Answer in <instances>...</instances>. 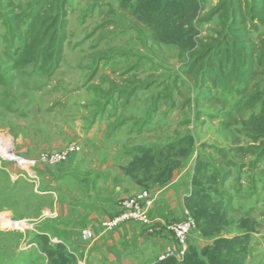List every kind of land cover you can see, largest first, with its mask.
I'll use <instances>...</instances> for the list:
<instances>
[{
	"label": "rangeland",
	"instance_id": "rangeland-1",
	"mask_svg": "<svg viewBox=\"0 0 264 264\" xmlns=\"http://www.w3.org/2000/svg\"><path fill=\"white\" fill-rule=\"evenodd\" d=\"M195 1L196 15L183 29H192L193 45L184 48L178 40L160 43L140 13L122 8L117 0H0V136L15 149L18 142H35L44 133L61 138L58 132L67 124H74L78 135L77 122L71 120L83 121L78 111L87 101L84 89L92 93L91 101L103 97L101 105L113 99L109 107L114 110L133 102L136 90L148 91L146 105L124 106L129 114L119 117L121 125L129 126L123 166L145 153L166 155L170 145L173 153L189 150L186 163L177 158L189 167L186 177H192L197 163V187L225 215L219 234L200 236L199 249L218 250L219 243L226 249L219 254L221 262L264 264V134L253 137L246 126L260 112V102L251 97L264 93V0ZM179 17L181 21L184 15ZM222 40L244 44L245 51L236 48L242 58L226 50L224 59L218 57L220 52L213 51ZM111 42L119 47H110ZM39 45V52L48 46L44 56H38ZM108 68L115 72L104 74ZM65 103L68 109L62 108ZM188 135L192 146L184 142ZM138 171L133 176L143 180L142 188L158 177L145 178L149 174L143 177ZM40 172L18 177V169L0 162V216L24 226L23 231L5 230L8 223L0 218V264H49L34 236L41 225L58 218L36 197L55 199L56 190L48 175L43 187H34V175ZM72 202L73 197H65L67 205ZM40 213L44 220L35 221ZM82 235L87 239L88 231Z\"/></svg>",
	"mask_w": 264,
	"mask_h": 264
},
{
	"label": "crops",
	"instance_id": "crops-1",
	"mask_svg": "<svg viewBox=\"0 0 264 264\" xmlns=\"http://www.w3.org/2000/svg\"><path fill=\"white\" fill-rule=\"evenodd\" d=\"M108 45L113 48L119 47L115 42ZM111 50L103 51L102 55ZM116 58L117 62H122L121 58ZM110 67L112 68V64ZM102 72L103 69L99 68L97 73ZM112 72L115 70L111 71L108 68L104 74ZM142 73L145 72L141 71L138 74ZM139 79L143 82L146 80L137 76V80ZM87 90H83L87 92V101H84L85 105L78 111V115L83 117L81 125L80 120L74 121V118L72 120L69 118V121L77 122L76 129L80 130L78 135L74 132V124H67L65 130L58 132L61 138H55L49 132L42 134L35 142L26 140L16 145L15 150H18L16 152L27 158H36L42 152H57L70 145L77 148L76 153L60 165L40 169L41 181L39 177L34 176L35 188L43 184L45 175L55 180L50 184L56 190L55 199L47 194L36 198L39 204L50 205L49 211L53 210L56 214L54 217L58 218L57 221L41 225L34 238L40 241L41 237L48 234L50 246L57 247V251H54L48 260L49 264H68L67 260H70L71 264H155L159 255L163 254L173 241L172 235L166 230V225L181 219L187 199L184 195L190 196L192 193L194 174L192 177L191 174L186 177V174H189V167L181 164L190 155L180 161L170 179L142 188L140 185L142 183L138 182L134 174L127 172L136 159L133 158L123 166L125 152L129 150L128 146H125L128 143L125 129L129 126L121 125L119 117L122 118L123 113L129 114L123 109L124 106L131 107L135 105L133 103L146 105L149 102L148 91L142 93L136 90L134 94L136 102L133 100L126 103L131 105L122 104L121 109L114 110L109 107L113 99L105 101L103 106L101 103L104 98L98 95L97 100L91 101L92 93ZM137 97H142L141 102L137 101ZM94 102H98L99 106L96 107ZM67 107V103L62 106L64 109H68ZM124 141L125 144L122 145ZM27 142L30 146H26ZM184 162L186 163V160ZM143 190H148L154 198L152 231L141 230L133 223L122 225L114 231L101 227L102 221L110 219L117 213L120 200L133 198ZM65 197H73V202L67 205ZM44 209L46 208L41 210ZM42 215L43 213H40L38 219L34 218L35 221L42 222L44 220ZM5 220H3L5 224L18 223L20 229H16L17 231L24 228L23 221H12L9 218ZM85 230L89 234L87 239L82 235V231ZM198 239L200 233L195 230L190 236L189 245L192 241L194 244L191 245H197L194 247L199 248L202 239Z\"/></svg>",
	"mask_w": 264,
	"mask_h": 264
},
{
	"label": "trees",
	"instance_id": "trees-1",
	"mask_svg": "<svg viewBox=\"0 0 264 264\" xmlns=\"http://www.w3.org/2000/svg\"><path fill=\"white\" fill-rule=\"evenodd\" d=\"M119 6L122 8L131 7L135 14L140 13L141 22L145 23L151 29L153 36L157 38L160 43L170 45L176 44L180 41L181 45L185 48H191L193 45V38L191 34V28L187 29L184 32V26L191 25V21L196 15V10L198 8L197 1L195 0H117ZM234 3V2H233ZM236 11V9H235ZM181 14L184 17H180ZM237 18V17H236ZM239 19H233V22ZM49 25V24H48ZM46 25V26H48ZM238 27L235 26V30ZM240 30V29H239ZM231 36V33L228 34ZM183 37L184 39H180ZM44 39H39L42 42ZM178 40V41H176ZM42 42L40 45H43ZM237 42H230L227 40H222L218 43L219 48H216L213 52H220L218 57L224 59L222 50H226L228 53H234L239 59L241 55H237L236 48L244 49V44L237 47ZM40 45L38 47V56H44V53L48 50V46L44 47L45 51H41ZM228 45V46H227ZM211 49V47H210ZM217 53V52H216ZM231 58V55L226 56ZM241 62H243L241 60ZM253 102H260V112L258 115L252 116L251 119L246 123L247 129L251 132L253 137H261L264 134V93L256 94L251 97ZM189 146L193 145V138L191 135H188L185 139ZM174 145H170L169 151H173ZM180 150V149H179ZM169 151L165 154L160 153L158 157H148L147 154H143L142 157L131 164V168L127 170L129 174H134L136 171L141 170L144 175H148L151 178L153 175L158 177L155 179V182L166 181L171 178L172 172L178 168L180 160L177 158H186L189 156V150H182L178 153H173L169 155ZM145 152V151H144ZM201 164V163H200ZM155 166V170L152 168ZM143 169V170H142ZM200 167L195 164L194 167V176L192 179V193L190 197L185 199V208L192 214L196 223V230L200 233V236L204 239H209L213 234L220 233V226L224 225L225 215L221 211L216 210L213 206L210 205L211 198L201 188L197 187L196 179L200 173ZM139 172V171H138ZM157 172V173H156ZM138 178V177H137ZM144 178V180H146ZM143 183V180L140 181ZM44 235L38 241L40 249L39 251L47 257L49 260L53 255L54 251H57V247H51L47 239L48 236ZM189 242V241H188ZM218 242H215V245ZM211 248V246H209ZM209 247H204L199 249L192 245H189L185 257L182 262H177L175 259L170 258L163 262H157L155 264H226L225 261H220V252L224 247L219 248L218 250L209 251ZM226 250V249H225ZM65 259V257H63Z\"/></svg>",
	"mask_w": 264,
	"mask_h": 264
},
{
	"label": "built area",
	"instance_id": "built-area-1",
	"mask_svg": "<svg viewBox=\"0 0 264 264\" xmlns=\"http://www.w3.org/2000/svg\"><path fill=\"white\" fill-rule=\"evenodd\" d=\"M76 150L75 146L70 145L57 152H42L36 158H27L15 152L9 139L0 136V162L10 164L18 169V177H23L24 174L30 176V173H35V171L48 166L56 167L70 159L76 153ZM187 196L184 195V197ZM153 206V195L149 191L143 190L133 198L120 200L117 213L110 219L102 221L101 227L108 231H114L123 224L133 223L137 227L141 226L143 230L150 232L153 229V219L150 216ZM55 215L53 212L52 216ZM166 230L172 235L176 246L167 247L165 252L159 255L157 262H163L170 258L182 262L187 252L188 239L196 230L195 219L187 209H184L181 219L167 224ZM83 234L87 236L86 232H83Z\"/></svg>",
	"mask_w": 264,
	"mask_h": 264
},
{
	"label": "bare ground",
	"instance_id": "bare-ground-1",
	"mask_svg": "<svg viewBox=\"0 0 264 264\" xmlns=\"http://www.w3.org/2000/svg\"><path fill=\"white\" fill-rule=\"evenodd\" d=\"M139 80H140V79H139ZM6 226H7V228L9 227V229H11V228H12V229H15V230H16V229H17V230L20 229V226H19L18 223H14V224H11V223H10V224H7ZM3 229L8 230V229H6V228H3Z\"/></svg>",
	"mask_w": 264,
	"mask_h": 264
},
{
	"label": "clouds",
	"instance_id": "clouds-1",
	"mask_svg": "<svg viewBox=\"0 0 264 264\" xmlns=\"http://www.w3.org/2000/svg\"><path fill=\"white\" fill-rule=\"evenodd\" d=\"M188 197H190V196H187V197H184V198H188ZM185 209H187V208H185ZM188 210V209H187ZM192 215V214H191ZM47 235V234H46Z\"/></svg>",
	"mask_w": 264,
	"mask_h": 264
}]
</instances>
